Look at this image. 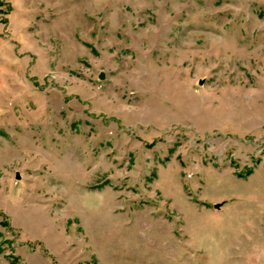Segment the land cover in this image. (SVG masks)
<instances>
[{
	"label": "rangeland",
	"instance_id": "374dc122",
	"mask_svg": "<svg viewBox=\"0 0 264 264\" xmlns=\"http://www.w3.org/2000/svg\"><path fill=\"white\" fill-rule=\"evenodd\" d=\"M0 264H264V0H0Z\"/></svg>",
	"mask_w": 264,
	"mask_h": 264
},
{
	"label": "water",
	"instance_id": "95a60500",
	"mask_svg": "<svg viewBox=\"0 0 264 264\" xmlns=\"http://www.w3.org/2000/svg\"><path fill=\"white\" fill-rule=\"evenodd\" d=\"M215 207H219V204H215Z\"/></svg>",
	"mask_w": 264,
	"mask_h": 264
}]
</instances>
